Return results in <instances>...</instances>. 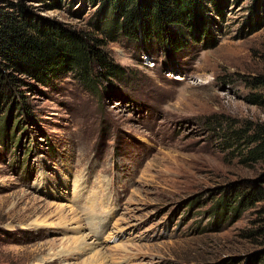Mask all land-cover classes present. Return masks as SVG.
<instances>
[{
	"label": "rangeland",
	"instance_id": "374dc122",
	"mask_svg": "<svg viewBox=\"0 0 264 264\" xmlns=\"http://www.w3.org/2000/svg\"><path fill=\"white\" fill-rule=\"evenodd\" d=\"M22 1L106 36L100 3ZM216 2L201 0L210 38L173 25L178 51L108 39L96 89L66 71L0 98V264H90L95 244L99 264H264V202L220 206L264 171L224 143L264 126V0Z\"/></svg>",
	"mask_w": 264,
	"mask_h": 264
},
{
	"label": "trees",
	"instance_id": "16d2710c",
	"mask_svg": "<svg viewBox=\"0 0 264 264\" xmlns=\"http://www.w3.org/2000/svg\"><path fill=\"white\" fill-rule=\"evenodd\" d=\"M91 1L100 3L103 15L108 18L103 24L107 38L99 36L96 30L76 29L41 15L22 0L0 5V98L15 101L17 87L49 85L66 71L74 72L87 88L96 89L98 80L115 72L116 63L105 46L118 33L129 40L142 41L144 46L154 41L173 51L182 49L186 42L173 25L192 29L207 39L212 34L201 0ZM211 2L217 7L216 0ZM47 5L59 7L61 0H48ZM250 126L230 129L225 133L224 143L239 152L240 145L246 146L247 159L264 160V126L258 124L253 130ZM230 190L233 191L227 196L231 195V199L227 201L225 196L220 206L235 215L264 202V171ZM260 212H264V203ZM256 230L264 233V225Z\"/></svg>",
	"mask_w": 264,
	"mask_h": 264
},
{
	"label": "bare ground",
	"instance_id": "6f19581e",
	"mask_svg": "<svg viewBox=\"0 0 264 264\" xmlns=\"http://www.w3.org/2000/svg\"><path fill=\"white\" fill-rule=\"evenodd\" d=\"M83 238L85 239V237L83 236ZM84 239H82V238H79V239H77L76 241H77V246H76V252H81V250H87L88 251V249L87 248H89L88 247V243H86L85 241H84ZM96 245V244H95ZM95 245L94 246H92V247H90L89 249H94L92 252H90L91 253V258H90V264H96L97 262H98V260H101L100 258V252L98 251V250H96L95 249ZM103 252V251H102ZM97 264H99V263H97Z\"/></svg>",
	"mask_w": 264,
	"mask_h": 264
}]
</instances>
